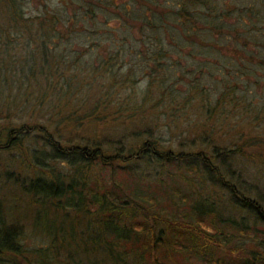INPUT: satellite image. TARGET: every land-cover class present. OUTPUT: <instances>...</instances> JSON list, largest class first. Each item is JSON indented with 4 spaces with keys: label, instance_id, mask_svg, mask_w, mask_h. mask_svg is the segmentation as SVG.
Segmentation results:
<instances>
[{
    "label": "trees",
    "instance_id": "trees-1",
    "mask_svg": "<svg viewBox=\"0 0 264 264\" xmlns=\"http://www.w3.org/2000/svg\"><path fill=\"white\" fill-rule=\"evenodd\" d=\"M133 1L159 19H176L171 25L185 42L228 50L225 42L203 40L197 34L198 26L222 30L233 42L230 59L264 64L257 49H264V0H176L173 7L157 0ZM227 17L234 19L229 26L221 22ZM32 19L39 26L34 32L39 50L29 51L27 74L33 77L39 59L49 65L47 74L53 76L49 62L53 56L43 47L60 21L52 15ZM29 20L21 16L19 0H0V51L5 53L12 33L21 32L19 28L27 27ZM154 39L158 45L151 56L157 66L156 60L170 51L158 36ZM253 44H257L254 52L247 51ZM164 72L157 77L150 73L140 103L133 101L124 109L142 112L153 90L157 101L174 106L180 102L189 107L199 95L204 120L186 149L162 144L155 126L130 132V142L103 136L98 124L89 121L91 113H100L101 98L80 105V110L79 106L68 110L46 78V89L37 96L40 107L29 109L37 116L16 122L8 111L3 115L0 156L17 153L19 178L13 183L28 195L33 212L27 224L44 245L28 247L20 224L5 223L0 217V264H264V184L251 170H264V127L250 125L251 118L262 115L264 104L257 107L239 96L248 121L241 123L238 117L231 141L223 144L218 140L222 125H227L220 120L221 112H227L225 93L213 103H206L195 85L183 96L172 94ZM215 113H219L217 124L212 120ZM89 125L94 128L87 129ZM65 129L83 132L75 140ZM148 166L153 173L143 172ZM2 174L8 175L5 167ZM235 234L244 240L237 241Z\"/></svg>",
    "mask_w": 264,
    "mask_h": 264
},
{
    "label": "rangeland",
    "instance_id": "rangeland-1",
    "mask_svg": "<svg viewBox=\"0 0 264 264\" xmlns=\"http://www.w3.org/2000/svg\"><path fill=\"white\" fill-rule=\"evenodd\" d=\"M94 1L97 3L89 0H19L21 16L31 20L26 22L27 27L19 28L21 32L12 33L5 53L0 51L3 56L0 59V121L7 111L16 122L37 116L29 109L40 107L37 96L46 89V78L51 84L49 86L54 87V93L60 95L61 100H65L68 110L74 107L77 109L78 106L80 110V105L92 104L101 98L105 104L98 106L100 113H91L92 119L89 121L91 124H98L97 128H100L103 136L114 141L130 142V132L145 126H155V134L161 138L162 144L170 143L173 148L186 149L198 130V124L204 120L203 111L197 104L199 95H195L194 103L191 102L189 107L188 104L181 105L180 102L174 106L171 102L168 104L167 100L157 101L158 93L153 90L150 99L144 102L142 112L136 109L131 113L124 109L132 106L133 101H140V95L150 78L149 74L157 77L163 70L168 78L165 84H171L172 94L183 96L188 93L191 85H195L203 93L201 98L205 96L206 103H213L220 93H225L223 107L227 112H221L220 120L227 125H222L218 140L220 143L227 144L231 141L230 131L238 117L241 123L248 121V113L241 112L242 98L257 107L264 104V64H257L246 58L240 64L230 59L233 42L225 31L220 30L221 33H218L198 26V38L223 41L222 43L227 44L228 50L216 51L197 43L183 41L177 27L171 25L176 19L166 17L163 20L152 16L133 0ZM157 1L173 7L176 0ZM232 1L234 0H224ZM245 1L238 0L237 3ZM48 15L56 16L60 21L54 24V34H51L43 47L53 56L49 62H52V72L55 74L48 75L49 65L38 59L33 77H30L27 74L31 65L29 51L39 50L36 45L38 41L34 40L37 34L34 32L38 31L39 26L32 18H46ZM233 20L232 17H227L221 22L229 26ZM68 21L73 22L74 26H70ZM150 25L155 26V29ZM71 29L76 30L70 32ZM29 35H32L33 40ZM155 35L163 48L170 51L165 57L156 60L157 66H154L151 56V51L158 45ZM236 44L241 46L239 41ZM256 45L253 44L247 51L254 52L253 46ZM257 49L264 57V49ZM146 52L149 58H146ZM253 82H257V85H253ZM227 85L233 87L232 90ZM51 100L55 103V98L52 97ZM43 108L46 112V108ZM261 111L262 115L257 120L250 119V125L264 127V110ZM42 114L47 113L41 112ZM108 114H113L115 120L111 121ZM218 119L219 113H215L212 120L217 124L215 120ZM86 128L92 130L94 127L89 125ZM65 130L66 135L75 140L83 132V129L79 132L74 129ZM10 154L9 157L7 153L0 156V217L5 223L20 224L21 229L23 228V242L28 247L44 245V239L27 224L33 209L30 213L28 195L22 194L13 183L14 178H19L16 175L17 153ZM4 167L8 170L7 176L2 174ZM251 170L264 184V170L253 167ZM153 171L151 166L143 170L147 173ZM185 203L189 204L187 200ZM235 238L237 241L244 240L239 234H235Z\"/></svg>",
    "mask_w": 264,
    "mask_h": 264
}]
</instances>
